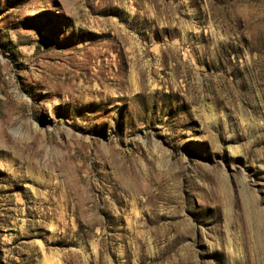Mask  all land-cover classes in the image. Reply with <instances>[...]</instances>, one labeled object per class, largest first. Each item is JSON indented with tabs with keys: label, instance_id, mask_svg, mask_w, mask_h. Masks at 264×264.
Instances as JSON below:
<instances>
[{
	"label": "rangeland",
	"instance_id": "1",
	"mask_svg": "<svg viewBox=\"0 0 264 264\" xmlns=\"http://www.w3.org/2000/svg\"><path fill=\"white\" fill-rule=\"evenodd\" d=\"M0 264H264V0H0Z\"/></svg>",
	"mask_w": 264,
	"mask_h": 264
}]
</instances>
